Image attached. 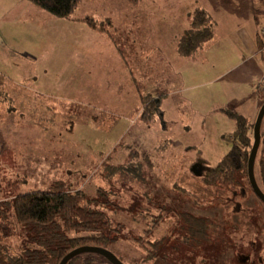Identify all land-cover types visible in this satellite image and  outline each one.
<instances>
[{
  "label": "rangeland",
  "instance_id": "obj_1",
  "mask_svg": "<svg viewBox=\"0 0 264 264\" xmlns=\"http://www.w3.org/2000/svg\"><path fill=\"white\" fill-rule=\"evenodd\" d=\"M198 1L142 0L136 7L126 0H82L73 13L77 21L38 7L41 13L36 21L19 23L23 39L0 44L1 56L8 51L11 61L20 62L22 76L18 77V70L10 76L24 85L10 108L0 99V180L11 193L0 197L2 254L25 255V249L37 247L30 226L16 218V195L81 189L84 204L111 220L105 232L115 237L105 248L126 264H264V203L247 181L243 186H223L202 177L231 148L234 121L219 112L206 113L208 106L205 101L195 102L191 88L184 96L170 92L179 87L173 76L181 78L165 68V61L158 67L154 60L147 75L140 74L141 48L165 41V33L171 30L177 35L187 16L190 21L184 6ZM254 1L257 8L243 9ZM205 4L211 5L215 28L225 15H237L238 19H230L234 22L230 30L247 14L256 15L253 25L264 38V0H205ZM85 16L111 17L109 29L116 41L83 21ZM131 19L142 21L143 26L125 24ZM3 25L0 20V28ZM254 40L238 36L220 49L217 41L215 50L234 52L228 60L236 63L240 49L247 50L241 46L253 48ZM84 52L89 59L82 58ZM260 52L264 57L263 46ZM122 60L126 72L135 74L141 93L160 95L151 121L141 118L140 93L130 79L123 92L122 80L115 81ZM3 71L10 70L4 66ZM263 85L264 73L256 91ZM165 93H170L168 100ZM259 96L262 105L264 94ZM168 101L180 105L167 106ZM165 109L169 110L166 116ZM261 129L254 164L259 183L264 117ZM189 144H199L203 152ZM132 150L139 155L130 154ZM197 161L199 168L194 167ZM58 181H62L59 186L49 188ZM182 213L216 222L208 229V239L196 240ZM159 215L163 217L157 224ZM151 251L155 254L148 257Z\"/></svg>",
  "mask_w": 264,
  "mask_h": 264
},
{
  "label": "trees",
  "instance_id": "obj_2",
  "mask_svg": "<svg viewBox=\"0 0 264 264\" xmlns=\"http://www.w3.org/2000/svg\"><path fill=\"white\" fill-rule=\"evenodd\" d=\"M28 1L53 15L64 18H70L81 2V0ZM126 1L131 4L139 2V0ZM81 19L93 28L107 32L116 41L109 29L112 22L110 18L96 20L86 16ZM214 36L215 27L212 16L205 8L197 6L190 11V25L181 33L177 41V51L181 56H189L200 50ZM262 41L264 44V38ZM116 47L121 51L119 45ZM138 92L142 105L141 118L144 121H151L156 114L157 97L160 95ZM257 92L260 95L264 94V85ZM47 101L51 103L49 98ZM220 111L234 121V129L229 136L232 140V146L215 165L203 171L202 177L205 182L210 184L228 186L240 183L243 186V181H247L250 185L247 169L249 154L254 141L253 125L255 119L250 120L246 115L230 107H221ZM262 135L263 130L261 129V141ZM130 154L139 155V152L132 150ZM260 165L261 183L257 182L264 192L263 154H261ZM61 182L58 181L56 185H50L49 188L59 186ZM251 190L255 194L252 187ZM84 198L85 194L81 189L76 191L32 190L16 195L14 198L16 218L19 223L30 226L33 233L30 238L36 242L37 247L27 248L24 250L25 255L18 256L2 254L0 249V264H59L63 256L72 249L86 245L105 247L115 237L105 232V229L111 225V220L103 211L90 208L84 204ZM181 216L184 225L192 235H196L198 241L208 239V229L212 225H216V222L205 216L191 213H182ZM162 217L159 215L155 223L158 224ZM155 243L158 244L159 241ZM154 254L155 251H151L148 257ZM66 264L112 263L96 252H82L71 258Z\"/></svg>",
  "mask_w": 264,
  "mask_h": 264
},
{
  "label": "crops",
  "instance_id": "obj_3",
  "mask_svg": "<svg viewBox=\"0 0 264 264\" xmlns=\"http://www.w3.org/2000/svg\"><path fill=\"white\" fill-rule=\"evenodd\" d=\"M142 4L143 2L140 0L134 6L139 7V5ZM245 5V7L243 6L244 8L242 7L244 10H253V8H257V2L255 1L252 3L248 2ZM120 6L123 8L127 7L124 4H120ZM197 6L205 8L212 16L210 12L211 5L205 4V0H200L191 7H184L185 11L190 13V11H192ZM78 8L79 5L75 8L73 13H75ZM39 9L40 8H38V6H34L33 3L27 0H0V20L4 21V25L0 28V44L18 42L23 39L24 34L19 28V23L23 21H36L38 19V14L41 13ZM229 9L232 8L229 7ZM225 10L226 9L223 11ZM73 13L69 19L77 21L78 18L73 17ZM256 17V15L248 16L247 14L245 18L239 21V23L235 22L234 28L230 30V26L232 23H234L230 21V19L236 20L238 18L237 15H225L223 18V23L220 24L221 26H216L215 36L211 40L206 42L197 52L189 56H181L177 51V41L183 30L188 28L190 25V21L187 16L186 22H184L179 27V29L176 30L178 31L177 35L173 33L175 30H171L169 33H165V41L161 40V42L156 43L154 46L146 45L145 47L143 46L141 48L143 50L141 53L143 69L140 71V74L147 75L149 68H152L155 65L153 62L154 60L157 61L156 66L158 67H162V62L165 61V68H172V74L177 73V75L181 78V80H178L176 76H173L174 79L177 80L176 85L179 87L173 89L170 92L183 95L184 93L187 94L191 88L192 93H196V97H194L195 102L201 103L205 101V106H208V108L206 111H204L210 114V116H215V114L218 112L224 114L222 111H220V108L230 107L246 115L250 120H254L261 106V96H259L256 91V85L264 73V57L260 52L263 41L259 34L258 27L253 25L254 19H256ZM108 18L111 19V17ZM124 22L127 25L129 23L134 24L139 28L143 26V22L140 20L133 21L131 19L129 22ZM245 22H247V24H245ZM152 23L154 22H150L151 26H153ZM243 25L247 27L246 30L245 28L242 29ZM160 35L161 32L158 34V38ZM238 36L243 37L245 40H255L252 46L253 48L241 46L242 49L247 50L243 52L240 49L239 54L241 57L239 58V61L232 63L228 59L232 57L234 52L227 53L224 51L215 50V44L217 41H220V49L226 42L235 39ZM1 49H3L2 46ZM120 52L123 53V50L121 49ZM2 54L3 56L0 54V99L2 103L4 102L3 104L1 103L4 105V107L10 108L14 104L13 99L16 101L17 95L19 94L20 89L24 88V85L17 79L10 76L11 72L17 70L18 77L20 78V76H22V73L20 72V62L15 59L11 61L8 51L6 53L2 51ZM122 56L124 57L123 54ZM84 57L85 59H89L86 52H84V55H82V58ZM219 63L222 64L219 65ZM9 65L11 67H9ZM120 65L121 71L115 78V81L119 83L120 80H122L123 87L121 92L126 89L129 79L131 84L135 85V91L138 92L139 90L136 87L137 81L135 74L130 71L126 72L124 61L120 63ZM4 66H6V68L10 71H7V73L6 71L4 72ZM7 76H10L11 79H9ZM111 84L112 83L109 85ZM169 97L170 93H165V100H168ZM170 104L173 107L175 106L173 102L168 101L167 106ZM178 105L180 104L176 103V106ZM168 111V109H165V116ZM207 129L208 125L205 127V130ZM174 144L176 143L174 142ZM188 147L191 149L195 148V150H198L199 153L203 152L201 151L202 148L199 144H189ZM172 148H175V146ZM198 170L199 169H196L197 172H199Z\"/></svg>",
  "mask_w": 264,
  "mask_h": 264
},
{
  "label": "water",
  "instance_id": "obj_4",
  "mask_svg": "<svg viewBox=\"0 0 264 264\" xmlns=\"http://www.w3.org/2000/svg\"><path fill=\"white\" fill-rule=\"evenodd\" d=\"M263 117H264V103L260 106L253 125L254 141L249 154L247 173L252 189L254 190L256 195L260 198V200L264 203V192L260 188L254 173L255 159L261 142V124ZM82 252H96L104 256L106 259H108L112 264H126L123 261H121L117 257V255L114 254L109 249L102 246H92V245H86L72 249L66 255L63 256L59 264H66L71 258Z\"/></svg>",
  "mask_w": 264,
  "mask_h": 264
},
{
  "label": "flooded vegetation",
  "instance_id": "obj_5",
  "mask_svg": "<svg viewBox=\"0 0 264 264\" xmlns=\"http://www.w3.org/2000/svg\"><path fill=\"white\" fill-rule=\"evenodd\" d=\"M200 165V162H198L197 164H195V167L198 168ZM0 197H5V196H11V193H8V191L5 189V186L7 185L6 183H4L2 180H0Z\"/></svg>",
  "mask_w": 264,
  "mask_h": 264
},
{
  "label": "built area",
  "instance_id": "obj_6",
  "mask_svg": "<svg viewBox=\"0 0 264 264\" xmlns=\"http://www.w3.org/2000/svg\"><path fill=\"white\" fill-rule=\"evenodd\" d=\"M264 29V28H263ZM263 31V30H262ZM263 53H264V44H263Z\"/></svg>",
  "mask_w": 264,
  "mask_h": 264
}]
</instances>
